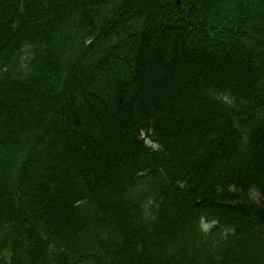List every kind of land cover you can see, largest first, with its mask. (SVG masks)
<instances>
[{"label": "trees", "instance_id": "obj_1", "mask_svg": "<svg viewBox=\"0 0 264 264\" xmlns=\"http://www.w3.org/2000/svg\"><path fill=\"white\" fill-rule=\"evenodd\" d=\"M0 264H264V0H0Z\"/></svg>", "mask_w": 264, "mask_h": 264}, {"label": "rangeland", "instance_id": "obj_2", "mask_svg": "<svg viewBox=\"0 0 264 264\" xmlns=\"http://www.w3.org/2000/svg\"><path fill=\"white\" fill-rule=\"evenodd\" d=\"M241 194L237 195V198H233V197H229L230 195H228L227 197H225V202L227 203H248V202H255L257 201V195L252 194L250 192L244 193V192H240ZM203 194L205 195H211V196H222L224 197L226 193L220 191V190H211V191H204ZM228 194V193H227Z\"/></svg>", "mask_w": 264, "mask_h": 264}]
</instances>
